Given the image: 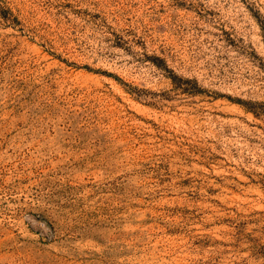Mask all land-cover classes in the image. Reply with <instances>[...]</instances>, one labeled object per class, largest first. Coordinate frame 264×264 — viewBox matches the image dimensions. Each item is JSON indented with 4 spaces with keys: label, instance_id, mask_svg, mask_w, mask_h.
<instances>
[{
    "label": "rangeland",
    "instance_id": "374dc122",
    "mask_svg": "<svg viewBox=\"0 0 264 264\" xmlns=\"http://www.w3.org/2000/svg\"><path fill=\"white\" fill-rule=\"evenodd\" d=\"M0 264H264V0H0Z\"/></svg>",
    "mask_w": 264,
    "mask_h": 264
}]
</instances>
